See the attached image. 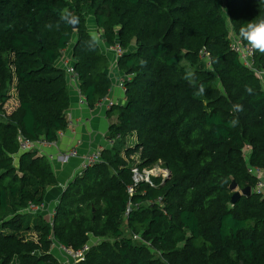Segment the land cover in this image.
Listing matches in <instances>:
<instances>
[{
  "label": "trees",
  "instance_id": "16d2710c",
  "mask_svg": "<svg viewBox=\"0 0 264 264\" xmlns=\"http://www.w3.org/2000/svg\"><path fill=\"white\" fill-rule=\"evenodd\" d=\"M91 18L123 51L126 105L111 107L113 145L69 183L50 222L30 208L58 180L47 157L20 152L18 136L54 143L68 128L64 51L88 106L109 96L110 61L85 47ZM257 18L264 0H0V264H63L54 242L88 248L79 264H264V196L232 205L230 189L254 190L248 165L264 170V83L232 49ZM254 65L264 72V54L254 51ZM157 164L170 172L164 184L134 185L135 168Z\"/></svg>",
  "mask_w": 264,
  "mask_h": 264
},
{
  "label": "crops",
  "instance_id": "0c3cea01",
  "mask_svg": "<svg viewBox=\"0 0 264 264\" xmlns=\"http://www.w3.org/2000/svg\"><path fill=\"white\" fill-rule=\"evenodd\" d=\"M91 20V32H96L100 37L101 44L99 46L101 51L110 61V67L107 73L112 80V89L106 100L95 108H90L81 93L79 81H68L70 94V108L66 113L69 122L68 128L59 133L56 142L45 145L39 153L41 156L47 157L58 180L56 187L48 189L44 205L34 212L40 217L49 219L50 222L53 220L55 208L60 196L69 183L82 170L87 155L99 149L110 148L109 128L112 123L117 121V116L110 114L111 108L108 105L109 102L113 103V106L126 105L125 92L120 88L124 74L118 68L114 48L101 38V32H99L93 23L92 18ZM66 54H71V51L67 50ZM14 97L15 94L13 95V99L16 100V106L14 105L16 108L18 101ZM6 109L9 112L7 106ZM74 149L78 153L75 158L70 159L68 162L60 159ZM95 241L99 240L95 239ZM52 252L58 259L59 257H66L57 242H54Z\"/></svg>",
  "mask_w": 264,
  "mask_h": 264
},
{
  "label": "built area",
  "instance_id": "2783aa9c",
  "mask_svg": "<svg viewBox=\"0 0 264 264\" xmlns=\"http://www.w3.org/2000/svg\"><path fill=\"white\" fill-rule=\"evenodd\" d=\"M113 48H114V53L116 55V59L117 61H119V58L122 56L123 51L118 45ZM232 49L238 54L242 64L245 67L250 68L253 71H255L256 75L264 83V72L257 69L254 65V51L251 50L247 44H244L241 40H238V39L233 40ZM202 56L208 58L207 53L205 51L202 52ZM59 67L65 70L68 81H79V74L75 70V64L72 60V57L70 54H66V51L63 52V55L59 61ZM124 81L125 80L123 78V80L120 83V88L123 90V92H125ZM108 105L111 108L113 106V103L109 102ZM18 143H19L21 153L36 151L38 152V154L40 153L41 149L45 147V145L52 144L44 140H41L38 142L29 141L20 133L18 136ZM112 145H113V141L110 140V147ZM103 150L104 149H99L87 155L84 166L78 175H82L83 172L87 168L93 166L94 164L100 163L102 161V151ZM77 155H78L77 150L74 149L70 151L69 153L65 154L64 156H62L60 159L64 162H68L70 159L75 158ZM248 171L252 176H254L257 179V184L253 192L258 195L264 196V170L248 165ZM133 172H134L133 178H134L135 186L141 182H146V183L151 184L152 186H155L152 181V178H160L162 181V184H164L170 176V172L167 169L163 168L162 164H157L156 166L150 169L144 170L142 173L139 172L137 168H135ZM128 192L132 196L134 194V187H130ZM161 201L162 200H159V202ZM38 208L39 207L31 206L30 211L35 212L37 211ZM134 239L139 240V242H142L141 237L138 235H136ZM61 249L63 253L67 257H69L70 260H73L74 262L73 264H79L80 262H82L84 260L86 252L88 251V248H85L78 252L66 249L64 247H61Z\"/></svg>",
  "mask_w": 264,
  "mask_h": 264
},
{
  "label": "clouds",
  "instance_id": "9594fccd",
  "mask_svg": "<svg viewBox=\"0 0 264 264\" xmlns=\"http://www.w3.org/2000/svg\"><path fill=\"white\" fill-rule=\"evenodd\" d=\"M90 39L85 42V47L88 51L95 50L100 44V37L96 32H90ZM240 36L247 41L249 48L255 52H259L260 54H264V18H257L255 20L249 21L246 25L242 26L240 29ZM142 63H146L142 61ZM195 78V73L189 70L185 79L190 82ZM205 86L201 84L198 89L199 95H204ZM245 91L249 95L254 94V90L250 86H246ZM243 111V105L240 103H236L232 105V112L234 114V118L228 122V127L235 128L239 125V118L236 116V113Z\"/></svg>",
  "mask_w": 264,
  "mask_h": 264
},
{
  "label": "water",
  "instance_id": "95a60500",
  "mask_svg": "<svg viewBox=\"0 0 264 264\" xmlns=\"http://www.w3.org/2000/svg\"><path fill=\"white\" fill-rule=\"evenodd\" d=\"M70 24L73 27V29H77L76 19L70 20ZM230 189L232 192H234V195L232 197V205H235L240 200L241 197L250 198L254 193L251 187L242 190L238 189V185L236 184L235 181H233V183L231 184Z\"/></svg>",
  "mask_w": 264,
  "mask_h": 264
},
{
  "label": "rangeland",
  "instance_id": "374dc122",
  "mask_svg": "<svg viewBox=\"0 0 264 264\" xmlns=\"http://www.w3.org/2000/svg\"><path fill=\"white\" fill-rule=\"evenodd\" d=\"M16 100L15 99H13V100H11L9 103H8V105H7V107H8V109H9V112H11L14 108H15V106H16ZM15 105V106H14ZM17 105H18V102H17ZM92 244H97L98 243V241H95V240H92V242H91ZM58 251V250H57ZM59 254V253H58ZM66 256V255H65ZM59 259H60V261L63 263V264H73L74 262H73V260H70L69 259V257H59Z\"/></svg>",
  "mask_w": 264,
  "mask_h": 264
}]
</instances>
